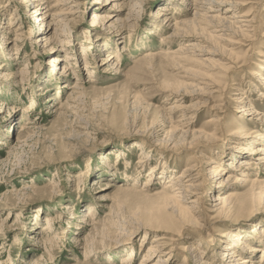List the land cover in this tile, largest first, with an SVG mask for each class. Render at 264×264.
Returning <instances> with one entry per match:
<instances>
[{"label":"rangeland","instance_id":"rangeland-1","mask_svg":"<svg viewBox=\"0 0 264 264\" xmlns=\"http://www.w3.org/2000/svg\"><path fill=\"white\" fill-rule=\"evenodd\" d=\"M58 1L44 2L52 6L48 34L59 29L46 42L36 20L44 5L30 17L22 0H0V264H121L131 250L125 264H140L164 234L165 243L175 238L167 264H233L224 250L230 243L236 255L264 264V167L245 170L243 185L217 184L212 174L220 163L225 178L247 139L264 135L259 116L243 114L235 99L264 117V0H232L223 20L203 9L224 8V0ZM71 5L69 17L55 14ZM113 9L111 20L123 26L89 29L93 12ZM242 14L251 19L247 29L229 24ZM57 50L63 60H54ZM111 50L118 56L104 63ZM186 167L197 178L198 203L166 226L163 185ZM228 189L238 202L251 200L214 211L212 200ZM86 211L93 218L85 222ZM122 226L127 233L116 237ZM235 232L242 243L224 237ZM162 257L150 255L151 262Z\"/></svg>","mask_w":264,"mask_h":264},{"label":"bare ground","instance_id":"bare-ground-1","mask_svg":"<svg viewBox=\"0 0 264 264\" xmlns=\"http://www.w3.org/2000/svg\"><path fill=\"white\" fill-rule=\"evenodd\" d=\"M184 1H186V2H188L190 4L193 0H184ZM199 1H201V0H194V2H196V3H198ZM222 1L223 0H216V2H218V3L222 2ZM22 2L27 7V9H26L28 11L27 16H30V17L31 16H34V14L41 8V6L44 5V6H42V7H44L42 14H40L39 16L36 15V18H37L36 20L38 22V25H37L38 32L37 33L39 34L40 39L43 40V41H46V42L47 41H52V40L55 41L57 39L56 38L57 35L59 34L58 33V31H59L58 27L57 28H54L53 35L48 34L49 31L51 32V29H52L51 25L53 24L50 20L47 21V18L49 17V15H51L50 14V10H51L52 6L51 5L50 6L49 5H46L44 3L45 0H22ZM57 2H58V4L60 3V1H58V0H57ZM102 2H105L104 4H109L111 6H119V5L122 4V3L119 2V0H102ZM223 3H225V5H226V7H224V8L220 7L217 4H211V3H209L210 6L207 9L204 8L203 10H206V12H211V15H212V16H210L211 18H218V19L223 20L225 18L220 17L219 14L225 12V10H229V8H228L229 5L236 6V3L237 2H234L232 0H224ZM58 4H56V6H58ZM134 4H136V3H134ZM73 6H75V5H71L68 8H64L63 7L64 9H61L62 8L61 7L60 9H58L59 11L57 13L55 12V14L56 15L57 14L63 15V17H67V15H68V17H69V15L73 14V12L71 11L72 8H73ZM58 7H60V6H58ZM161 10H167V9H166L165 6H163V8H161ZM113 12H114V9L112 11H108V12H105V11L104 12H96V11L93 12V16H92V19H91V23H90V28L89 29H95L96 30L98 26H103L105 24H108V26H109V24L112 25V24H116V23L117 24L120 23L119 26H123V24H122L123 23L122 22L123 20L122 19H120V18L117 17L116 19L111 20L112 18L116 17V15L113 14ZM196 13H194V14H196ZM215 13H217V14H215ZM197 15H198V13H197ZM232 15L234 17L236 16L235 14H232ZM241 17H245V18H242V20H233V22H229V24L235 22L237 24V26H235L236 29H241L242 30L243 27H245L247 29L250 26L249 24L251 22V19H249L248 18V15L246 16V14H242ZM207 18H209V17H207ZM165 19L168 20V22L171 20V18L169 20V17L168 18H165ZM181 23H182L181 21L180 22H176L175 21L174 26L176 27V30L179 27V26L177 27V24L179 25ZM57 24H61L62 25L63 24L62 19H59V21H58ZM176 30L174 31L175 33H173V35L179 33V32L177 33ZM183 31H184V28H183ZM219 32H221V31H218V33ZM96 35H98V33ZM66 42L68 43V41H66ZM86 42H88L87 44H90V45H88V49H89L90 46L93 43H91L88 40H86ZM105 45L107 46L108 43L104 44L103 46H105ZM109 48L112 49L113 48L112 45L109 46ZM122 50H124V49L122 48ZM58 52H62V51L61 50H57V54L58 55L57 56H54V60H63V59H61V57H59V55L61 53H58ZM192 52H191V54H194ZM65 56H66V58H69L70 56H73V55L67 53V54H65ZM74 56H73V58H74ZM117 56H118V53L117 52L115 53L114 50H111V52L109 53V55H107V57L105 59H103V62L104 63L105 62L106 63L112 62V61H114L113 58L114 57L116 58ZM66 58H64V59H66ZM85 63H86V66L91 69V67L87 65V61ZM114 65H116V63H114ZM116 66H118V65H116ZM262 66L264 67V64ZM53 67H55V66L54 65H51L50 68L53 69ZM65 67L66 66H64V67L62 66L61 68H64L65 69ZM262 69H264V68H261V70ZM92 71H93V69H91V72ZM258 79L262 83V81H264V76L261 75V74H258ZM86 80L88 82L94 81V74L91 75V76H87V79ZM75 87H76V85H69L68 88L71 91L74 90V89H75L74 91H76V88ZM235 99L238 102H240L239 103V107L241 108L240 111L243 114H246V115H248L250 117H254V116H257L258 117L259 116L258 120H260L261 123H264V117L262 115H260V113L257 110H255L256 108H254V106L253 107H250V104H249L248 101L247 102H244L243 101L244 100V97H240V98H237L236 97ZM70 100L71 101H75V98L73 97V99H72L70 97L69 98V101ZM74 103H76V102H74ZM183 111H184V115H187L188 113H190V114L195 113L194 111L191 112L192 110H190V109H185ZM214 121H216L214 118H210L207 122H214ZM187 122L188 123H185V126L183 127L184 130H182V133H188L189 132L191 122H189V121H187ZM27 124L29 125L31 123H27ZM24 126H26V125H24ZM247 136H249V134H246L244 137H247ZM257 139H258V141H254L250 137L247 139V140H250V141L248 143L246 142V144H245L246 147H243V149H240L239 150V152H240L239 155H242L244 157H241L242 159L236 165L234 164V162H228L227 163L228 167L231 170L232 169L233 170L232 171H229L228 173H226L225 174L226 175L225 178H221V174L224 173L225 169L222 168L219 165L220 163L217 164L212 159H210L209 163H215L214 166H213V169H212V174H213L214 178H216L217 184H221V185H224V186H228L229 184H231L230 186H233L234 184L243 185V183L245 181H247V182L249 181L248 177H246V174H245L246 171L245 170L250 169L253 166H255L257 168L258 167L259 168L260 167H264V145H257L256 147H254V144H257V143L259 144V141H262L263 140L262 142L264 143V135L262 134L261 136H258ZM192 170L193 169L191 167H186L181 172H178L176 174H171L169 176V178L167 177L168 180L165 181V183L163 185V188L162 189L164 190V192H163L162 195L164 197L163 201H164L165 208L167 209L166 210L167 212L165 211L166 212L165 213V216L162 215L163 216L162 219H163L164 223L166 224V226H172L175 223H178L184 217H187L188 215H191L192 212H193V209L196 208V205L198 203V197H196V190L198 189V185L195 182L197 178L195 179V177L191 173ZM237 170H238V173H235V172H237ZM153 173H154L153 169L150 168V174H153ZM160 174H161L160 178H162L165 175V172H161ZM237 174H238V176H237ZM251 180H252L251 182H255L254 180H257V178L251 179ZM259 183L261 185L260 190H261V188H262V190L259 192L260 194H258V197L264 195V179L261 182H259ZM252 185H254V183L253 184L250 183V186H252ZM148 186H150L149 179H147V182L143 185V188L148 187ZM244 196H243L244 199H243V197L241 199L239 198L240 200L238 202V200H237L238 199L237 192H235L234 189H228L224 194H217L214 197V199L212 200L213 201V204L211 206L213 208H216V210H214V211H228L229 209H232L233 207L243 205L246 202V200L248 199V197H249V196L247 197L246 195H244ZM251 197H253V196H251ZM249 199L251 200V198H249ZM249 199H248V201H249ZM85 214H86L85 215L86 217H85V219H83V220H85V222L88 221L89 219L91 220L93 218V216L89 213V211H86ZM52 221H53L52 218L47 217V219H46V225L42 229L44 232L47 231V230H49V228H50L49 224H51ZM118 229H120V231H118L115 234L116 237H121L124 232L127 233V231L124 228V226L119 227ZM164 236H165V234H164ZM164 236H162V237L159 236L158 238L157 237L153 238L154 243L150 244V246L148 247V250H147V257L143 258L142 259V262L140 264H167V262H165V261H167L168 258L171 257V254H172V251H173L172 250V248H173V246H172L173 243L172 242H174L175 238L174 239L173 238L172 239H169L171 243H167V242L165 243L162 240L163 239H166V241H167L168 239L165 238ZM224 237L229 238L231 240V242H233V243H242V241H241L242 239L239 238V234L236 233V232L235 233H227L226 236H224ZM230 244H227L224 247L225 248L224 250H229L228 253H226V254L233 255L232 256L233 257V259H232L233 264H256V263H253V261H249V259L247 257H240L239 256L240 254H237L236 255L235 254V251L232 250ZM196 249L197 248L195 247V248H193L192 251H195ZM177 250L184 252L186 250V247L180 245V246L177 247ZM154 252H159V253L164 254V257H162L163 259L160 258L156 262L155 261L154 262H151L150 255L154 254ZM134 253L135 252L133 250L129 251V254L126 255V256H124L122 258L121 264H125V263L129 262L131 260V257L133 256ZM261 260H262V257L260 258L259 261H254V262H257V264H261ZM182 262L183 263L187 262V258L185 256L183 257V261ZM205 264H210V263L209 262H206Z\"/></svg>","mask_w":264,"mask_h":264}]
</instances>
